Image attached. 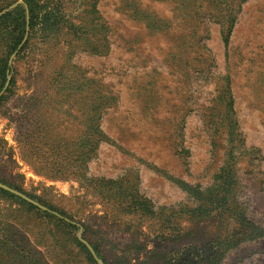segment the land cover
Listing matches in <instances>:
<instances>
[{
  "label": "rangeland",
  "instance_id": "obj_1",
  "mask_svg": "<svg viewBox=\"0 0 264 264\" xmlns=\"http://www.w3.org/2000/svg\"><path fill=\"white\" fill-rule=\"evenodd\" d=\"M228 1L239 9L225 46L223 0H65L62 12L82 28L46 40L36 31L0 81V184L72 218L73 236L97 245L103 264H169L217 234L238 242L220 264H264V0ZM22 4L0 0V9ZM12 40L0 32V60ZM89 125L109 141L90 155L86 176L135 186L153 218L36 174L44 158L71 157ZM229 164L232 206L263 235L194 219L199 203L180 182L213 193ZM11 211L22 228L10 264H90L69 230L0 196L2 224Z\"/></svg>",
  "mask_w": 264,
  "mask_h": 264
},
{
  "label": "trees",
  "instance_id": "obj_2",
  "mask_svg": "<svg viewBox=\"0 0 264 264\" xmlns=\"http://www.w3.org/2000/svg\"><path fill=\"white\" fill-rule=\"evenodd\" d=\"M244 1L245 0H240L241 3ZM219 7L221 10L225 11L224 13H221V19L223 25L227 28L226 34L223 37V43L227 46L231 35V28H233L235 22L234 16L237 12L235 9H239V6L235 2L223 0L222 5ZM64 8L65 0H54L53 4H50L48 0H23L22 5H18L9 12L2 13L5 9H0V32H6L11 38H13V42L9 45L8 53L4 59L0 60V81L2 83L6 82V78L12 69L9 64L10 57L14 56V59L11 60L13 63L23 54H27L29 52V42L31 41L32 36L34 34L36 35V31L40 32L41 36L46 40L55 33H58L62 28H69L71 30H74V28H82L81 26L77 27L66 18L62 12L64 11ZM27 20L28 22H26ZM26 35L27 39L24 40ZM0 87L2 88L3 86ZM4 99V95L1 96L0 102ZM229 110L232 112V107H229ZM85 136L86 138L79 147L76 145L71 149L72 152L70 153L72 156H67L66 161L60 159L49 160L48 158H44L41 162L36 160L40 165L43 164L41 167L35 168L36 174L43 175L47 178L75 181L81 187H89L95 195H103V197L108 200H110V198L106 195L109 194L113 199L112 202H116V208L119 209V211H123L124 214L126 213L140 218H153L155 212L153 211L151 203L138 193L135 186L124 184L121 180H105L103 178H89L86 176L87 163L90 160V155L95 152L100 141L109 140L101 134L97 125H89L86 129ZM30 149L33 148L30 147ZM35 151L37 152L38 148ZM25 161L32 166V162L28 160ZM232 178L233 166L232 164H229L225 167L223 182L220 189L215 190L213 193H211V190L201 192L196 188H192L187 184L180 182L181 188L191 194L199 203L196 209L192 211L194 219H213L218 226H222L226 222V219L228 221L233 220L239 228L247 230L249 235H252L253 233L258 236L263 235V233L251 224L245 216L233 208ZM6 186L39 203L45 208V210H41L21 198L0 189V196L2 198H5L6 200H14L21 207L23 206L29 211L37 212L38 214L53 220L56 224L65 227L69 230L70 234H72L74 244L82 253H84L88 262H90V264H97L87 248L75 236H73V233L78 231L79 228L72 218L53 206L41 203L35 197L30 196L15 187L9 185ZM5 219L6 220L4 221L7 222V224H2L3 221H0V264H10L9 262L11 258L16 253L12 249L14 241H12L11 238L15 234V229L20 226V223L17 221V211L7 212ZM161 225L167 228L173 227V223L169 219H163ZM20 227L22 228V226ZM231 235L222 237L220 234H217L215 238L205 244L195 247H187L172 258H169L168 263L220 264L224 253L233 249L238 244L234 239L235 237L233 234ZM21 242L24 246L27 244V240L25 239H22ZM89 244L93 248L97 258L101 259L97 245L90 242ZM6 257L7 260L5 263L2 259ZM42 264L48 263L42 262Z\"/></svg>",
  "mask_w": 264,
  "mask_h": 264
},
{
  "label": "water",
  "instance_id": "obj_3",
  "mask_svg": "<svg viewBox=\"0 0 264 264\" xmlns=\"http://www.w3.org/2000/svg\"><path fill=\"white\" fill-rule=\"evenodd\" d=\"M0 189L4 190V191H7L19 198H21L22 200L26 201L27 203L41 209V210H45V208L43 206H41L39 203L35 202L34 200L28 198L27 196L21 194L20 192L16 191V190H13L3 184H0ZM78 240L87 248V250L89 251V253L91 254V256L93 257V259L98 263V264H103L96 256L93 248L91 247V245L83 240L81 237H78Z\"/></svg>",
  "mask_w": 264,
  "mask_h": 264
}]
</instances>
